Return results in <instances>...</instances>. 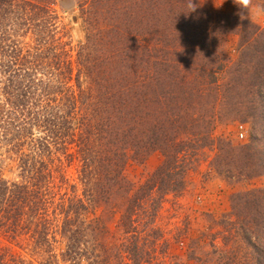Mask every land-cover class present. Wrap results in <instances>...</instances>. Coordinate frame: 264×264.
<instances>
[{"label":"trees","instance_id":"obj_1","mask_svg":"<svg viewBox=\"0 0 264 264\" xmlns=\"http://www.w3.org/2000/svg\"><path fill=\"white\" fill-rule=\"evenodd\" d=\"M193 2L188 13L187 0L90 1L73 67L53 0H0V155L18 171L0 174V235L37 259L0 246V264L147 263L163 198L185 190L205 149L225 180L264 176V131L240 146L211 136L217 122L262 119L264 27L236 17L233 31L232 17ZM230 32L232 65L221 52ZM155 152L161 165L134 185L128 164ZM220 223L234 251L248 250L241 260L264 264V189L234 194Z\"/></svg>","mask_w":264,"mask_h":264},{"label":"rangeland","instance_id":"obj_2","mask_svg":"<svg viewBox=\"0 0 264 264\" xmlns=\"http://www.w3.org/2000/svg\"><path fill=\"white\" fill-rule=\"evenodd\" d=\"M92 0H53L52 8L56 15L55 37L69 53L73 67L76 66L78 46L86 36L83 23V11ZM200 6L214 12L232 17L231 28L234 31L240 16V9L233 0H198ZM264 7V0H252L249 15L244 14L249 22L264 27V16L255 15V7ZM79 23V24H78ZM239 37L230 32L222 44L221 52L230 65L238 58ZM259 112L264 114V101L256 98ZM260 123L252 127L249 123L217 122L211 132L213 139H226L234 146L249 142L251 137H261L264 131V115ZM260 146H264L262 141ZM217 150L205 149L200 153L194 168L186 175V188L180 194L166 195L154 220L155 233L147 237L154 241L141 247L140 256L147 260L143 264H246L248 250L234 251V245L227 233H223L225 224L220 220L231 212V198L234 194L264 189V176L242 178L228 181L217 175L211 167ZM2 154V153H1ZM163 157L155 152L143 162H130L126 168V177L134 185H139L162 163ZM70 184L78 182V165L75 161H63ZM0 174L7 180L17 181L18 171L13 161L0 155ZM70 191V189H69ZM69 193V192H68ZM111 233L116 231L117 221L112 211L97 210ZM208 235L211 236H207ZM153 237V238H152ZM157 239V240H156ZM213 243V244H212ZM139 246L142 241H139ZM214 245V246H212ZM0 246H7L13 254L22 255L28 260L37 261L28 253L9 245L0 235ZM220 249V250H219ZM221 251L220 255H218ZM147 252V253H146ZM147 254V255H146ZM235 254V255H234ZM236 257V259H234ZM244 257V259H240ZM244 260V261H243Z\"/></svg>","mask_w":264,"mask_h":264},{"label":"clouds","instance_id":"obj_3","mask_svg":"<svg viewBox=\"0 0 264 264\" xmlns=\"http://www.w3.org/2000/svg\"><path fill=\"white\" fill-rule=\"evenodd\" d=\"M234 4L240 9V16L241 19H244V14L249 15V9L252 8V0H233ZM187 8L189 9V12H193L196 10V4L193 2V0H187L186 4ZM255 15L259 18L261 16H264V7L262 6H256L255 7Z\"/></svg>","mask_w":264,"mask_h":264},{"label":"bare ground","instance_id":"obj_4","mask_svg":"<svg viewBox=\"0 0 264 264\" xmlns=\"http://www.w3.org/2000/svg\"><path fill=\"white\" fill-rule=\"evenodd\" d=\"M79 24V23H78Z\"/></svg>","mask_w":264,"mask_h":264}]
</instances>
